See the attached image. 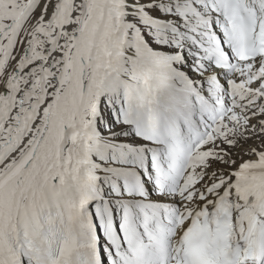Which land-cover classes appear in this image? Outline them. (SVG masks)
<instances>
[{"label":"snow or ice","instance_id":"6c2138e0","mask_svg":"<svg viewBox=\"0 0 264 264\" xmlns=\"http://www.w3.org/2000/svg\"><path fill=\"white\" fill-rule=\"evenodd\" d=\"M0 264H264V0H0Z\"/></svg>","mask_w":264,"mask_h":264}]
</instances>
